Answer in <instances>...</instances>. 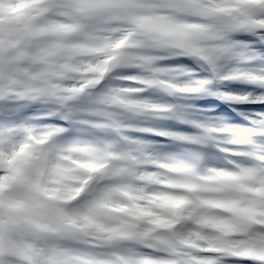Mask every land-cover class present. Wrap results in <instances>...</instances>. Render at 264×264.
Instances as JSON below:
<instances>
[{
  "label": "snow or ice",
  "instance_id": "6c2138e0",
  "mask_svg": "<svg viewBox=\"0 0 264 264\" xmlns=\"http://www.w3.org/2000/svg\"><path fill=\"white\" fill-rule=\"evenodd\" d=\"M257 45L264 0H0V264H264V114L231 127L185 99L264 100L213 91L264 88ZM161 52L200 68L163 66ZM34 103L46 110L23 115ZM52 116L68 123L37 122ZM169 117L197 131L160 128ZM74 126L92 135L63 139Z\"/></svg>",
  "mask_w": 264,
  "mask_h": 264
},
{
  "label": "rangeland",
  "instance_id": "374dc122",
  "mask_svg": "<svg viewBox=\"0 0 264 264\" xmlns=\"http://www.w3.org/2000/svg\"><path fill=\"white\" fill-rule=\"evenodd\" d=\"M235 38L236 39H239L241 41H249V40H254L255 37L250 34V33H246V32H240V33H236L235 34ZM261 47H264V45H260ZM191 57V56H190ZM191 60H194L196 61L193 57H191ZM172 65V67H175V66H178L180 65L178 62H175V63H172L170 64ZM170 65H163V66H169L171 67ZM251 67H259L260 65L255 63V62H252L250 64ZM132 68L133 71H131L130 73L127 72L126 70L127 69H130ZM118 71H121L122 73L124 74H134L138 71V69L135 67V66H123L121 69H119ZM206 74V72H205ZM183 78V79H182ZM190 77L185 75V76H181L180 79L182 81H186L188 80ZM137 82V81H136ZM126 86V85H125ZM127 86H130V87H136L135 85H127ZM213 87L217 88V90H221V89H227L226 87L229 88V92L232 93V94H235V95H242V94H247V93H250L252 91H254L253 87H256L255 84L253 83H250L246 80H242V79H235V80H229V81H225L223 83H213ZM258 87V86H257ZM258 94L260 92H257ZM142 97V95L140 96ZM144 97H147V98H151L152 100L154 101H160L162 100V96H161V93L159 91H155V92H150L148 95L144 96ZM142 97V98H144ZM193 97V96H191ZM187 100V103H189L190 105H193V103L191 102V100L189 98H185ZM193 99V98H192ZM227 100V99H226ZM229 101H234V100H229ZM192 103V104H191ZM44 109V107L39 104V107L35 108L33 110V112H39V111H42ZM23 115L26 116L25 113H23ZM40 123V122H39ZM218 123V122H217ZM220 124V123H219ZM221 125H225V124H221ZM233 127V126H231ZM244 127V126H243ZM73 128V132L74 134H76L73 138L71 139H74V138H88L92 135V131H89V130H85L81 127H78V126H74L72 127ZM97 134H100V135H103L104 133L100 132V130H95ZM63 139H67L66 137L63 136ZM172 149H174V151H177L178 148H176V146L172 147ZM173 151V152H174ZM169 152H171V150H169ZM170 203H177L178 205V209L182 206V201H179V200H176V201H170V202H167L166 204V207L167 205H169ZM139 212H144L145 210H137ZM158 219V222L159 223H162V224H167L168 221L166 220V217H159L157 218Z\"/></svg>",
  "mask_w": 264,
  "mask_h": 264
}]
</instances>
